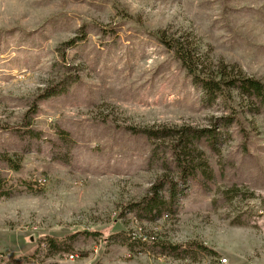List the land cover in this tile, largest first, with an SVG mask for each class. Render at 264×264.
<instances>
[{
	"label": "rangeland",
	"instance_id": "1",
	"mask_svg": "<svg viewBox=\"0 0 264 264\" xmlns=\"http://www.w3.org/2000/svg\"><path fill=\"white\" fill-rule=\"evenodd\" d=\"M158 33L264 83V0H0V125L31 112L29 132L0 130V264H264V106L206 104ZM180 128L214 132L196 143L209 176L181 181L173 140L144 133ZM165 178L159 218L124 211ZM72 233L68 253L43 241ZM124 233L146 245L104 241Z\"/></svg>",
	"mask_w": 264,
	"mask_h": 264
},
{
	"label": "trees",
	"instance_id": "2",
	"mask_svg": "<svg viewBox=\"0 0 264 264\" xmlns=\"http://www.w3.org/2000/svg\"><path fill=\"white\" fill-rule=\"evenodd\" d=\"M165 36L166 35L164 33H158L157 39L164 46V48L170 52L172 56L179 62L180 66L186 71V74L191 79V81L203 91L204 102L206 104L211 105L215 102H221L225 105H228L229 103L231 104L235 95L238 100H247L251 103L258 101L259 104L264 106L263 82L251 77H246L239 72L233 73L232 71H228L225 66L218 67L216 72H211L204 68L199 59H197L191 44H188L181 37L173 38ZM63 91L64 88L60 89L59 91L56 90V88L46 89L40 97L48 98L51 96H56L63 93ZM29 114L25 116L22 125L14 128L0 125V130H12L17 131L20 134L29 132ZM144 133L148 137H152L157 140H173L171 146L172 155L178 170V175H180L182 178L180 179L181 181H185L186 178H194L200 171L206 177L209 176L208 165L203 160V155L199 152L196 143L203 138H207L211 147L214 148L216 137L212 130L180 128L177 130L163 129L160 131H146ZM177 185V182L175 183L171 179H159L150 188L148 195H146L143 199H141L140 202L136 204H128L124 208V211L126 213L135 212L137 216L146 218L150 222H153L159 218V216L164 213L168 207L167 202L162 196L164 188L166 189L167 187L166 190L169 192V199L172 201L174 200V194ZM81 234L95 239L101 237L102 235L100 232H82ZM78 235L79 234L72 233L62 238L46 237L43 239V241H45L48 251L54 256L60 252H70V249H72V245ZM113 237L121 238L122 242H124V245L134 252L139 250L140 246L146 245V243L142 242L140 238L130 236V234L127 233H124L123 235H109L104 241L108 242ZM154 241L155 240L153 238H150L149 243H153ZM192 245H194L193 247L195 248L207 252L214 258L218 257L216 252L204 247L202 244ZM152 246L161 250L165 254L175 257L176 259H182L185 257V255H191V253H189L190 248H185V246H180L177 244L154 242ZM35 249H37V247L34 248V251ZM26 256H28V253L24 255V257ZM20 257L21 256H18L17 258Z\"/></svg>",
	"mask_w": 264,
	"mask_h": 264
},
{
	"label": "built area",
	"instance_id": "3",
	"mask_svg": "<svg viewBox=\"0 0 264 264\" xmlns=\"http://www.w3.org/2000/svg\"><path fill=\"white\" fill-rule=\"evenodd\" d=\"M44 176H35L32 179H30V183L34 188H37L40 186V184H42L43 178ZM71 258H73L72 255H70Z\"/></svg>",
	"mask_w": 264,
	"mask_h": 264
}]
</instances>
